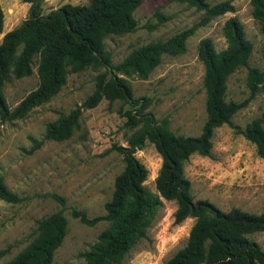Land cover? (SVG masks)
I'll return each instance as SVG.
<instances>
[{
	"label": "rangeland",
	"instance_id": "rangeland-1",
	"mask_svg": "<svg viewBox=\"0 0 264 264\" xmlns=\"http://www.w3.org/2000/svg\"><path fill=\"white\" fill-rule=\"evenodd\" d=\"M223 0H208L214 4ZM234 11L216 16L198 27L186 42V51L164 54L147 77H128L134 98L145 97L156 120L165 121L175 134L197 136L206 119L204 65L198 58L197 46L202 38H211L217 51L227 46L223 24L229 17L243 25L245 36L253 44L249 67L264 74V35L251 14L250 0H230ZM89 0H42L43 15L64 4L82 5ZM4 12L3 34L28 16L30 4L22 0H0ZM159 11L165 20L154 14ZM137 27L133 32L109 34L105 49L113 64L121 62L134 48L150 41L165 40L198 22L203 11L175 0H142L133 12ZM37 60L32 73L6 82L3 94L8 108L13 109L38 85ZM104 67H87L69 72L60 91L48 101L33 107L24 117L4 119L0 114V176L8 188L20 197L12 203L0 199V249L9 252L0 257V264L10 260L34 236L37 221L62 210L68 220V231L54 253L51 264H85L81 252L97 241L107 225L100 221L89 226L70 215L71 208L84 210L89 217L102 215L104 204L111 198L114 180L124 168L122 154L113 145L125 146L129 137L142 126L127 123L124 113L132 106L124 100L109 102L102 98L92 108H82L78 125L69 137L44 139L48 122L60 114H68L81 105L95 88V77ZM248 67L240 66L227 78L226 100H247L231 121L242 129L260 116L264 108V89L251 95L247 84ZM38 141L37 145L35 141ZM147 167L144 184L157 193L156 177L161 156L151 142L135 151ZM193 200L206 199L223 210L239 207L253 213L264 212V159L255 145L227 124L215 128L211 155L192 154L184 163ZM54 195L64 199L62 204ZM176 201L163 199L155 219L125 256L121 264H162L187 240L194 218L174 222ZM264 249V231L250 234Z\"/></svg>",
	"mask_w": 264,
	"mask_h": 264
},
{
	"label": "trees",
	"instance_id": "trees-1",
	"mask_svg": "<svg viewBox=\"0 0 264 264\" xmlns=\"http://www.w3.org/2000/svg\"><path fill=\"white\" fill-rule=\"evenodd\" d=\"M22 1L30 4L28 16L5 32L0 41L2 118L24 117L33 107L57 94L69 72L93 66L105 68L96 75L94 90L81 105L48 122L44 139L69 137L78 125L82 108H92L102 98L109 102L126 101L132 106L124 113L127 123H143L129 137L127 145H113L122 154L125 164L115 177L111 198L104 204V214L89 217L84 210H70L73 218L89 226L100 221L108 222L99 232L97 241L80 253L85 264H121L125 254L146 237L163 199L176 201L175 223L187 217L194 218V223L186 243L162 264H264V249L249 237L264 231V212L253 213L239 207L223 210L206 199L193 200L190 181L184 172V163L192 154L211 155L214 130L223 124L234 127L252 142L258 156L264 159V108L259 117L239 129L231 119L246 106L247 100L225 98L227 78L240 66L248 67L247 84L251 95L260 88L264 89V74L248 65L253 44L246 38L242 23L235 17L224 22L227 46L222 50L217 51L209 37L198 43V58L205 69L206 119L197 136L175 134L165 121L156 120L150 112L143 113L142 108L148 100L133 97L128 79L131 75L147 77L164 54L185 52L187 39L195 30L216 16L234 11L232 2L223 0L211 4L208 0H175L203 11L201 19L165 40L150 41L134 48L121 62L113 64L104 40L109 34L130 33L136 29L133 12L142 0H89L82 5L64 4L46 15L40 12L42 0ZM250 4L251 14L264 35V0H250ZM154 14L161 21L166 19L159 11ZM3 24L4 12L0 4V33ZM36 56L38 85L10 110L3 94L4 86L12 78L29 76ZM146 142L155 146L162 159L156 177L157 193L145 186L148 169L134 154ZM54 197L64 204L62 197ZM0 199L12 203L20 200L2 176ZM67 231L68 220L62 210L41 218L30 242L3 264H51ZM8 252L9 246L0 249V257Z\"/></svg>",
	"mask_w": 264,
	"mask_h": 264
}]
</instances>
